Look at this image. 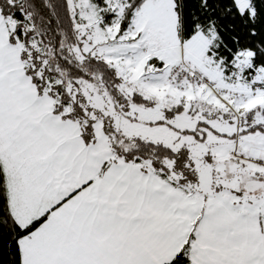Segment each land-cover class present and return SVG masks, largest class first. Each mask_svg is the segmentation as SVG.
I'll return each instance as SVG.
<instances>
[{
    "label": "snow or ice",
    "instance_id": "obj_1",
    "mask_svg": "<svg viewBox=\"0 0 264 264\" xmlns=\"http://www.w3.org/2000/svg\"><path fill=\"white\" fill-rule=\"evenodd\" d=\"M0 264H264V0H0Z\"/></svg>",
    "mask_w": 264,
    "mask_h": 264
}]
</instances>
